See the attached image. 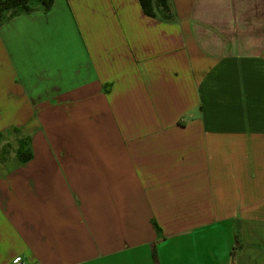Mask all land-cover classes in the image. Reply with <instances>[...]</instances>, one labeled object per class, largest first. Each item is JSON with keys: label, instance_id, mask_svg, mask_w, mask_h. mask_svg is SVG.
<instances>
[{"label": "crops", "instance_id": "crops-1", "mask_svg": "<svg viewBox=\"0 0 264 264\" xmlns=\"http://www.w3.org/2000/svg\"><path fill=\"white\" fill-rule=\"evenodd\" d=\"M169 3L0 25V264H264V0Z\"/></svg>", "mask_w": 264, "mask_h": 264}, {"label": "trees", "instance_id": "trees-1", "mask_svg": "<svg viewBox=\"0 0 264 264\" xmlns=\"http://www.w3.org/2000/svg\"><path fill=\"white\" fill-rule=\"evenodd\" d=\"M143 13L149 17L161 14L169 20L172 17L169 0H138ZM53 0H0V25L7 19L23 12H30L38 7L48 10ZM30 153L22 155L23 160L30 158ZM236 241H238L236 239Z\"/></svg>", "mask_w": 264, "mask_h": 264}, {"label": "rangeland", "instance_id": "rangeland-1", "mask_svg": "<svg viewBox=\"0 0 264 264\" xmlns=\"http://www.w3.org/2000/svg\"><path fill=\"white\" fill-rule=\"evenodd\" d=\"M8 136H15V133L10 132V133H8V135L6 137H8ZM0 140H2V135H0ZM16 143H17V141H15V142H13L12 140L6 141V139H5L4 144H2L1 150H3V153L6 151L9 152L13 147L17 146ZM0 158H1V156H0Z\"/></svg>", "mask_w": 264, "mask_h": 264}]
</instances>
